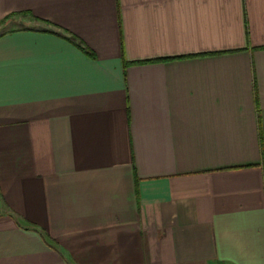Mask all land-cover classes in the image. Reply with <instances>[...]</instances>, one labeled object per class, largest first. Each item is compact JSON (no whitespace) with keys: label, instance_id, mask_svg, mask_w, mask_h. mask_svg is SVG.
Returning <instances> with one entry per match:
<instances>
[{"label":"crops","instance_id":"crops-1","mask_svg":"<svg viewBox=\"0 0 264 264\" xmlns=\"http://www.w3.org/2000/svg\"><path fill=\"white\" fill-rule=\"evenodd\" d=\"M4 24L0 264H264V0H0Z\"/></svg>","mask_w":264,"mask_h":264},{"label":"rangeland","instance_id":"rangeland-1","mask_svg":"<svg viewBox=\"0 0 264 264\" xmlns=\"http://www.w3.org/2000/svg\"><path fill=\"white\" fill-rule=\"evenodd\" d=\"M6 27H8V26H6L5 24H4L3 26H1V28H0V32H3V31L5 30Z\"/></svg>","mask_w":264,"mask_h":264},{"label":"trees","instance_id":"trees-1","mask_svg":"<svg viewBox=\"0 0 264 264\" xmlns=\"http://www.w3.org/2000/svg\"><path fill=\"white\" fill-rule=\"evenodd\" d=\"M37 20V19H36ZM3 34H0V37L2 36Z\"/></svg>","mask_w":264,"mask_h":264}]
</instances>
